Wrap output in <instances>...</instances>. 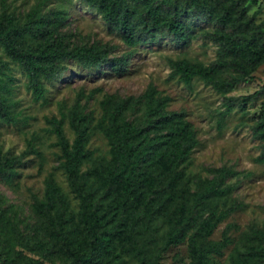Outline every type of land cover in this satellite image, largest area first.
<instances>
[{
    "label": "trees",
    "instance_id": "obj_1",
    "mask_svg": "<svg viewBox=\"0 0 264 264\" xmlns=\"http://www.w3.org/2000/svg\"><path fill=\"white\" fill-rule=\"evenodd\" d=\"M81 1L118 29L128 44L162 30L176 41L187 42L190 28L185 13L204 10L220 26L217 57L207 64L186 58L170 60L169 77L185 84L199 78L225 94L250 78L264 61V32L247 13L249 0ZM45 2L37 0L22 17L10 11L5 0L0 2V48L24 70L33 99L45 98L43 79L58 75L65 60L86 68L109 63L117 73L125 69V55L109 56L108 50L96 43L68 44L55 31L64 12L43 11ZM9 70V62L0 57V119L14 123L17 117L5 94L11 90L13 79ZM229 70L233 72L223 77ZM257 93L244 96L242 104ZM233 99L225 98V112L232 109ZM168 101L169 97L152 83L137 96L108 95L101 102L103 113L93 124L92 113L76 99L67 114L74 133L71 141L63 129L65 115L47 117L60 151L58 167L77 198V210L71 208L66 194L49 174L43 197L35 200L47 233V237L38 238L19 230L6 216L0 195V264H44L55 256L64 257L68 264H127L128 260L159 264L169 247L184 242L188 261L183 264H218L213 256L222 255L232 238L226 229L219 239L209 236L239 204L224 201L222 207L213 205L203 213L211 201L228 196L234 186L226 179L239 172L227 166L213 167L209 169L211 176L196 179L193 190L183 184L184 165L199 140L185 112L169 109ZM138 105L143 108L141 115L127 118L126 111ZM92 128L106 138L109 158L82 169L92 156L86 147ZM253 133L261 140L256 160L264 162V102ZM29 151L37 153L32 146L16 154L0 152V176L17 173ZM159 217L166 226L160 234L154 227ZM229 264H264V226H250L243 248L236 249Z\"/></svg>",
    "mask_w": 264,
    "mask_h": 264
},
{
    "label": "rangeland",
    "instance_id": "obj_2",
    "mask_svg": "<svg viewBox=\"0 0 264 264\" xmlns=\"http://www.w3.org/2000/svg\"><path fill=\"white\" fill-rule=\"evenodd\" d=\"M5 1L10 11L22 17L37 0ZM246 9L248 15L261 24L264 32V0H249ZM51 10L64 12L65 17L55 26V31L68 44L96 43L106 48L109 56L125 55L126 65L122 72L117 73L109 63L86 68L73 60H65L58 75L43 79L45 98L35 100L26 86L24 70L0 48V57L9 62V74L13 78L11 90L5 94L17 117L14 123L0 119V152L16 154L31 146L37 149V153L29 151L25 155L17 173L9 177L0 176L1 207L6 216L22 232L38 238L47 237L35 208V200L43 197L45 178L49 174L66 194L71 208L77 210V198L58 167L60 151L55 144L54 133L49 131L47 117L65 115L63 129L71 141L74 133L68 124L67 114L76 99L92 113L95 124L103 113L101 102L106 96H137L152 83L162 95L169 97V109L185 112L199 140L184 165L182 183L193 190L196 179L211 176L209 169L213 167L227 166L239 172L226 179L234 186L228 196L211 201L203 213L205 215L213 205L222 207L224 201L239 204L209 236L210 239H219L222 231L227 230L232 242L224 248L222 255H214L213 259L218 264H229L236 249L243 248L250 226H264V162L256 160L261 152V140L253 133V125L262 112L264 102V61L250 78L222 94L199 78L185 84L176 77H169V61L172 59L186 58L207 64L217 57V29L220 26L204 10L196 8L185 13L190 28L187 42L176 41L170 33L162 30L151 31L135 44L126 43L118 29L81 0H46L43 11ZM232 72L229 70L223 77ZM257 91L259 93L255 97L242 104L244 96ZM228 96L234 99L232 109L225 112L224 101ZM142 110V105H138L127 110L126 117L137 119ZM86 147L92 151V156L82 164V169L101 164L109 158L106 138L97 128L91 129ZM154 227L158 234L165 230L162 217L154 221ZM154 249L155 246L151 251ZM187 261V244L184 242L169 247L162 254L159 264H183ZM44 264H68V260L55 256L44 260ZM127 264H134V260H128Z\"/></svg>",
    "mask_w": 264,
    "mask_h": 264
}]
</instances>
